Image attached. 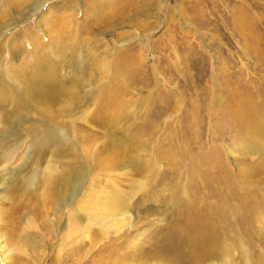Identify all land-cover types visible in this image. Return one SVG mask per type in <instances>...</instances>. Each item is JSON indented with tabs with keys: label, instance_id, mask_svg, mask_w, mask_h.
<instances>
[{
	"label": "rangeland",
	"instance_id": "rangeland-1",
	"mask_svg": "<svg viewBox=\"0 0 264 264\" xmlns=\"http://www.w3.org/2000/svg\"><path fill=\"white\" fill-rule=\"evenodd\" d=\"M83 1L37 3L28 18L12 21L6 35L31 28L43 41L40 13L48 17L56 2L68 3L76 6L74 18L68 17L75 23ZM130 1L119 13L130 22L119 19L96 38L112 43L110 72L126 68L130 75L103 78L108 93L121 86L122 103L93 118L100 123L78 122L95 133L80 154L83 191L65 208L56 198L44 203V184L73 159L30 149L28 138L15 146L10 132L0 134V264H264V0H162L159 12L148 14L153 0ZM118 6L104 0L97 18H110ZM234 8L245 18L242 30L233 25ZM137 49L143 55L133 67L127 59ZM100 51L110 50L100 45ZM127 115L132 135L123 131ZM134 135L144 146L129 141ZM113 149L116 161L127 165L92 160L99 151L101 162L110 161ZM38 164V176L22 185ZM94 181L96 200L105 203L99 212L87 201ZM108 207L124 216L109 214ZM89 211L110 219L91 222ZM73 223L79 232L72 234Z\"/></svg>",
	"mask_w": 264,
	"mask_h": 264
},
{
	"label": "bare ground",
	"instance_id": "bare-ground-1",
	"mask_svg": "<svg viewBox=\"0 0 264 264\" xmlns=\"http://www.w3.org/2000/svg\"><path fill=\"white\" fill-rule=\"evenodd\" d=\"M29 1L30 0H12V4L6 1L3 2L0 7V23L5 19L4 17L9 16V9H12L13 12L14 9L27 6ZM45 1L48 0H36L33 6L30 8L28 7L25 12H23V10L20 13H15L17 11L13 12L15 13L14 17L7 19L1 26L0 40L3 37L5 40L0 43V134L4 136L6 133L10 132L16 139L15 143H13L15 146L18 145L21 138H28L27 141L30 142L28 147L30 149H39L43 153L53 149L62 151L65 155L71 156L74 165L71 166L72 162L70 164L67 162L64 166L65 168L63 169L62 175L57 178L58 180L54 178V181H50L43 186L45 196V201L43 200L44 203H48V201L54 203V198H56L57 204L59 203V205L56 204V206L64 207L70 202L69 200H71L75 193L83 191L84 189L86 176L84 171L85 163L80 154L85 151V149L86 151L89 150L87 148L89 141L95 140L93 137L95 133L86 132L83 129V125H78V122L80 121V123H83L86 122L87 118H90L100 123L93 118L98 117L104 111H108V108L112 107L113 104L115 106L116 103L118 106L122 103L121 96L118 92L120 91L118 90V86L120 85L112 89L111 93H108L106 92V87L109 86L110 83L109 81L104 83L102 79L106 78L107 75H113L115 81H121L124 75H130V71L127 72L126 70L128 69H121L118 67L117 71L110 72V57L114 53L112 43L96 38L98 33L103 32L105 28H110L113 24L119 23V19V21L123 23L127 21L130 22V19L125 18L126 14H123L122 18H119V13L127 12L128 7L131 6V1L114 0V6L119 5L117 7L119 10L114 9L113 13L110 14V18H102V20L100 18L99 20L97 16L99 14L98 12L101 10V3H103L104 0H98V2H96V0L95 3L84 0L81 5L82 13L80 18L73 19V21H76L75 23L71 20L70 22L68 17L72 15L74 18L77 13L76 6L70 8L67 7L68 3L61 5V2H56L55 8L57 11L51 12L48 17L45 14V18L42 11L40 13L41 18L38 17L37 25L41 27L45 34L43 41L37 37L35 31L31 28L21 29L8 36L6 35L7 29L15 24L12 21L28 18V16ZM161 1L162 0H153L151 3H148L151 7L154 6L158 10H154L153 8V10H151V7L148 9L144 8V13L148 14L150 11L152 13L156 11L159 12ZM37 3L38 6L34 8V5ZM144 13H142V15L146 16L147 14ZM233 14V25L242 30L245 19L244 16L237 8H234ZM112 16L117 17V20L116 18H113L114 20L111 19ZM89 20L93 21L91 22ZM87 35H90L92 38H88ZM91 39L94 49L87 50L85 44L91 41ZM28 43L30 44L29 50H27L25 46V44ZM20 44L22 45L20 46ZM100 45L104 46L106 50H110L107 55L101 53ZM138 50L139 49L135 50L136 53H130L128 55L127 61L133 63V67L134 65L138 66L137 63L143 55L142 52ZM5 52L9 53L8 59H5L3 56ZM27 57L28 59H26ZM136 57H139V59H136ZM142 59H144V57ZM101 102L108 103V107L107 105H102ZM116 111L119 110L117 109ZM129 121L130 115H127L125 117V122L128 124L125 125L123 131L132 135L131 130L135 131V129L130 127L131 123H129ZM114 123H117L116 119L112 122V127ZM129 141L133 142L138 147L144 146V143L141 142L137 136L135 137V135L132 136V139L130 137ZM113 153L115 156L112 155L110 161L101 162V154L99 151H96L93 155L91 154L92 160L99 165H105L106 163L114 165L117 161L119 164L127 165L125 164L126 160L116 161L115 158L117 154L115 153L117 152H115V149H113ZM122 157H124V155ZM39 164L29 172L30 174L28 177L25 176L22 178V185L34 181L39 173ZM14 181H16V179ZM97 187V183H95V188L90 187V189H92H89L91 191L89 193L91 197H89V200L87 198V201L88 207L90 206L98 211V208L105 205V203L102 200H96L95 190ZM60 193L65 194L62 197ZM119 197V194H114L112 195V200L114 202H120L121 197ZM84 205L87 206L86 204ZM76 209L78 208L76 207ZM112 209V207H108L109 212H111L109 214L115 215L116 217L124 216L122 212L125 211L112 213ZM89 212L91 222H98L109 218L107 217L108 215L103 218L101 214L99 215L95 211ZM112 219H114V217ZM75 221L76 219L73 218V222ZM75 223H73L69 233L73 234V232H79ZM74 244L75 243H73V246Z\"/></svg>",
	"mask_w": 264,
	"mask_h": 264
}]
</instances>
